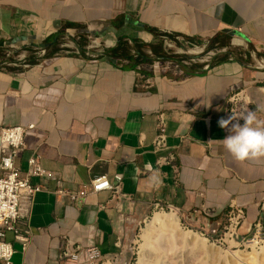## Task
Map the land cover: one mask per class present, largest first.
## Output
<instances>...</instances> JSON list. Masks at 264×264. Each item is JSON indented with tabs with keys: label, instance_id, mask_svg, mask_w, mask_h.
<instances>
[{
	"label": "crops",
	"instance_id": "obj_1",
	"mask_svg": "<svg viewBox=\"0 0 264 264\" xmlns=\"http://www.w3.org/2000/svg\"><path fill=\"white\" fill-rule=\"evenodd\" d=\"M68 23L75 26L58 39ZM147 26L206 50L215 41L210 67L182 65L183 76L154 67L153 46L163 40L170 49ZM134 40L146 45L148 59L130 60L142 54ZM1 41L37 50L46 44L48 52L21 70L0 69V126L34 125L16 165L25 176L38 155L47 171L32 178L43 189L21 222L33 241L23 250L8 233L16 253L7 264H61L66 239L116 255L127 206L158 202L208 228L222 226L231 211L243 210L245 225L259 217L264 157L233 158L218 120L238 106L264 127V0H0ZM159 113L168 117V137L156 151ZM169 156L170 163L158 162ZM101 175L120 183L122 194L70 204L54 193Z\"/></svg>",
	"mask_w": 264,
	"mask_h": 264
},
{
	"label": "built area",
	"instance_id": "obj_2",
	"mask_svg": "<svg viewBox=\"0 0 264 264\" xmlns=\"http://www.w3.org/2000/svg\"><path fill=\"white\" fill-rule=\"evenodd\" d=\"M172 34L174 33H162L161 36L167 42L170 49L169 52L174 54L183 53L184 49L191 47L192 51L197 55L181 62L189 66L202 64L204 69L210 67V62L216 55L215 49L206 50V48L191 43L188 39L179 35L171 36ZM12 48V46L6 47L7 56L12 54L11 51L8 52ZM35 54L39 60L46 55V49L44 47L39 48ZM24 57L25 55H21V58ZM8 65L17 66L14 63H8ZM23 66H29V64ZM153 66L159 67L165 72H173L177 76L184 75L181 63L175 60H158L154 62ZM239 96L240 93H235L230 99L231 102H237ZM232 112L240 119L245 109L238 106L232 107L228 115L232 114ZM167 125V115L159 113L156 121V135L153 140V146L156 151L167 148ZM32 128H34V125L0 126V264L10 263L16 253L13 243L6 238L8 233L13 234L15 241L21 243L23 250H26L33 241L32 230L21 225V222L23 218L29 215L35 194L43 189L40 185L33 184L32 178L44 176L47 171L42 167L38 155L29 159L25 176L21 174L20 168L16 165V159L25 149V135ZM171 159V156L162 157L158 162L160 164L170 163ZM104 191L121 195V184L111 183L107 176L101 175L79 187L71 189L57 188L54 193L58 197L66 199L70 204H78L84 202L89 195ZM154 205L157 208L175 209L172 206L162 205L158 202ZM263 217L264 201L260 205L259 217L249 225L243 223V210L231 211L227 217L228 224L225 237H229L236 242L239 241L237 243L240 245L255 244L256 247H264ZM113 257V255L103 254L101 248L96 244L88 246L76 244L73 246L69 239L65 240L59 255L61 264H107L111 263Z\"/></svg>",
	"mask_w": 264,
	"mask_h": 264
},
{
	"label": "rangeland",
	"instance_id": "obj_3",
	"mask_svg": "<svg viewBox=\"0 0 264 264\" xmlns=\"http://www.w3.org/2000/svg\"><path fill=\"white\" fill-rule=\"evenodd\" d=\"M104 42L100 39H97V49L104 48ZM32 51L24 49V47H13L8 50L13 53V50L18 51L19 53L14 56L17 60V66H22L27 63V59L31 55H36L38 51L36 46H28ZM193 49L186 48L183 53H169V55L175 56V60L181 65L183 64L182 60H189L191 57H195L197 54L192 51ZM174 51V50H171ZM21 55H25L24 58H21ZM37 57V56H36ZM200 57V55H199ZM167 60V59H166ZM182 61V62H181ZM6 63H1L0 66H5ZM194 65V64H193ZM202 65V64H195ZM191 67V66H190ZM171 210L161 207H156L155 205H148L145 207L137 206H127L123 214L120 217V222L117 230L118 235V252L116 255H113L111 263L107 264H139L141 259L140 251L141 246L145 243L143 237V230L146 228V222L152 219V217L159 212H170ZM180 212V211H179ZM181 214V224L187 230H192L201 235V237L208 240L209 244H213L215 248L219 250L221 254L215 256H205L199 253H194L190 250L189 246L177 245L174 247L166 248V250L160 254H148L146 264H250L248 261L249 253L253 250L264 251V248L256 247L253 249L251 245H240L234 241L235 246L229 245L225 237L227 234L226 226L228 224L227 219L223 221L222 226L217 228H208L203 224L197 222H191ZM232 240V239H231ZM236 251H239V254H236ZM232 255H235L236 259L229 260ZM259 257H262L259 256ZM227 259V260H226ZM102 264V263H99Z\"/></svg>",
	"mask_w": 264,
	"mask_h": 264
},
{
	"label": "bare ground",
	"instance_id": "obj_4",
	"mask_svg": "<svg viewBox=\"0 0 264 264\" xmlns=\"http://www.w3.org/2000/svg\"><path fill=\"white\" fill-rule=\"evenodd\" d=\"M262 61V60H261ZM146 228L143 230L145 243L141 246V259L139 264H146L148 254H162L166 248L177 245L189 246L194 253H199L205 256H215L221 254L213 244H209L208 240L201 237L195 231L185 229L181 224V214L179 210L173 209L170 212L156 213L151 220L146 222ZM230 247L235 246L231 239H227ZM253 249L255 244L251 245ZM264 248V247H259ZM239 254V251H236ZM248 262L250 264H264V251L253 250L250 252ZM262 257H259L261 256ZM232 255L229 260L236 259ZM227 260V259H226ZM233 264H236L235 262Z\"/></svg>",
	"mask_w": 264,
	"mask_h": 264
},
{
	"label": "clouds",
	"instance_id": "obj_5",
	"mask_svg": "<svg viewBox=\"0 0 264 264\" xmlns=\"http://www.w3.org/2000/svg\"><path fill=\"white\" fill-rule=\"evenodd\" d=\"M240 119L232 112L227 117H221L218 124L228 130V135L222 138L226 150L238 161L264 157V127L254 125L255 112L249 110Z\"/></svg>",
	"mask_w": 264,
	"mask_h": 264
},
{
	"label": "trees",
	"instance_id": "obj_6",
	"mask_svg": "<svg viewBox=\"0 0 264 264\" xmlns=\"http://www.w3.org/2000/svg\"><path fill=\"white\" fill-rule=\"evenodd\" d=\"M75 24L74 23H68L67 26H65L64 28H61L57 35H58V39L62 36V34L65 33V28L66 27H74ZM147 30L150 31V32H154L156 33V35L158 36V38L161 40V37L162 36V33H159L156 29L152 28V27H148L147 26ZM56 35V36H57ZM175 34H172L171 36H174ZM189 41L191 43H195V41H193L192 39L189 38ZM163 40H161V42L155 46H153L152 48V53L153 55L151 56L152 60H157V59H160V60H166V59H177L175 56L173 55H169V53H167V51L165 50V47H163ZM134 43H135V47L137 48V50L139 52H141L142 54L141 55H138L136 58L134 56H129L130 60H133L135 61V63H138L140 62L141 59H148V57L146 56L145 53H143L142 51V47L146 46L145 44L143 43H140L138 40H134ZM85 44L83 43V41L81 40V48L83 49V46ZM213 48H216V45H215V41H212L211 44L209 45V47L207 48V50H210V49H213ZM24 49H28L30 51H32L29 47H24ZM108 53H110V51H107ZM112 52V51H111ZM19 52L18 51H15L13 50V53L10 55V56H7V52H6V47L3 45V42L1 41L0 42V62L1 63H6L5 66H0V69H4V70H8V71H13V70H21L23 69V65L22 66H10L8 65V63H15L16 62V59L14 56H16ZM45 56H48V52H46V55ZM112 56H115V55H112ZM128 56V55H126ZM214 58V57H213ZM214 60V59H213ZM38 58L36 57V55H31L29 56V58L27 59V63L26 64H29V65H33V64H36L38 63ZM184 68H186V66L184 64H182Z\"/></svg>",
	"mask_w": 264,
	"mask_h": 264
},
{
	"label": "water",
	"instance_id": "obj_7",
	"mask_svg": "<svg viewBox=\"0 0 264 264\" xmlns=\"http://www.w3.org/2000/svg\"><path fill=\"white\" fill-rule=\"evenodd\" d=\"M46 46H47L46 44L42 45V47H44V48H46Z\"/></svg>",
	"mask_w": 264,
	"mask_h": 264
}]
</instances>
